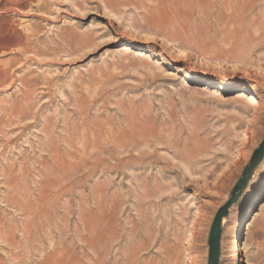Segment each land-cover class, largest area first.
<instances>
[{
    "label": "rangeland",
    "instance_id": "1",
    "mask_svg": "<svg viewBox=\"0 0 264 264\" xmlns=\"http://www.w3.org/2000/svg\"><path fill=\"white\" fill-rule=\"evenodd\" d=\"M263 139L264 0H0V264H207ZM225 219L264 264V160Z\"/></svg>",
    "mask_w": 264,
    "mask_h": 264
},
{
    "label": "water",
    "instance_id": "2",
    "mask_svg": "<svg viewBox=\"0 0 264 264\" xmlns=\"http://www.w3.org/2000/svg\"><path fill=\"white\" fill-rule=\"evenodd\" d=\"M264 160V139L254 151L249 163L245 167L241 177L231 191L228 202L221 207L213 219L208 236V262L207 264H218L220 256V240L223 230V219L227 218L230 209L245 194L255 173Z\"/></svg>",
    "mask_w": 264,
    "mask_h": 264
},
{
    "label": "bare ground",
    "instance_id": "3",
    "mask_svg": "<svg viewBox=\"0 0 264 264\" xmlns=\"http://www.w3.org/2000/svg\"><path fill=\"white\" fill-rule=\"evenodd\" d=\"M246 56L240 57L235 55L233 57H226L223 61L218 63L220 78L223 82H229L233 79L237 73H243L244 76L248 75L247 70H241L240 68L245 66L244 59ZM3 74V73H2ZM226 219H223V226ZM237 256V249L234 254V258Z\"/></svg>",
    "mask_w": 264,
    "mask_h": 264
}]
</instances>
